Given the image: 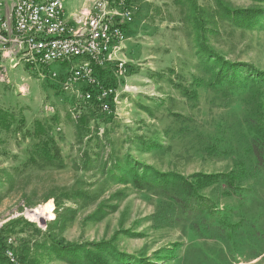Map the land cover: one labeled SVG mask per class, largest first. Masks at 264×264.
<instances>
[{
    "label": "rangeland",
    "instance_id": "374dc122",
    "mask_svg": "<svg viewBox=\"0 0 264 264\" xmlns=\"http://www.w3.org/2000/svg\"><path fill=\"white\" fill-rule=\"evenodd\" d=\"M83 1L67 0L66 15ZM128 1L112 115L82 111L79 92L24 66L0 68L8 256L87 264L83 251L93 250L106 264H264V169L254 168L245 119L264 99V0ZM36 123L59 147L61 168L27 162ZM134 176L151 186L135 187ZM195 176L215 183L199 188ZM228 176L238 181L232 190ZM183 179L199 204L156 227L152 215L173 208L159 184Z\"/></svg>",
    "mask_w": 264,
    "mask_h": 264
},
{
    "label": "built area",
    "instance_id": "2783aa9c",
    "mask_svg": "<svg viewBox=\"0 0 264 264\" xmlns=\"http://www.w3.org/2000/svg\"><path fill=\"white\" fill-rule=\"evenodd\" d=\"M66 1L0 0V68L24 66L60 92H79V101L95 98L103 113H112L117 89L100 82L94 67L113 66L115 79L125 72V62L116 56L133 20L129 1L84 0L88 6L83 3L68 16ZM56 62L67 69H52Z\"/></svg>",
    "mask_w": 264,
    "mask_h": 264
},
{
    "label": "trees",
    "instance_id": "16d2710c",
    "mask_svg": "<svg viewBox=\"0 0 264 264\" xmlns=\"http://www.w3.org/2000/svg\"><path fill=\"white\" fill-rule=\"evenodd\" d=\"M112 67L113 66L111 65L106 68L94 67V70L95 75L100 82L105 85L115 87V85H113L115 82V77L111 72ZM55 87H58V85H55ZM85 89L88 88H84L83 90ZM79 105L82 111L86 110L92 111L94 113L100 112L105 115H112L115 110V107L112 106V113H103L100 109L99 102L95 98L88 102L83 100L79 101ZM261 107L262 114L259 112L254 114L252 112L253 114L246 116L245 118L248 125L247 127L252 133L248 143L250 152L255 160V169H264V99ZM259 122L262 123L259 124ZM37 124L38 123H36L33 137L35 142L32 145L33 148L30 150V156L27 162L33 165L40 164L43 166L61 168L64 164L60 157L59 147L57 146L55 140L49 135L45 126L43 125L37 130ZM0 127L2 129H8V124L5 120L4 114H0ZM195 177L197 179V176ZM226 178L229 180V184L227 186L230 187V190L234 189V183L238 181L233 179V177L228 176ZM196 181L197 184H200L199 188H203L215 183L210 177H202ZM133 184L135 187L139 188L151 186L150 182L143 181L139 176L133 177ZM195 187L196 186L192 183H189L187 179L180 181L163 180L159 184L158 189H160V192L162 191L169 197V199L172 201L173 208L155 212L152 215V222L155 224V226H172L175 223L180 222L183 216L190 212V210L193 208V205L199 204L194 202L196 197ZM6 234L7 232L5 230L0 231V264H15V262H13L8 256V251L12 250L13 243H8ZM55 245L59 250L68 252L73 251L74 246L71 244H63L62 242H55ZM99 254H101V251H83V255L87 261V264H106L101 260Z\"/></svg>",
    "mask_w": 264,
    "mask_h": 264
},
{
    "label": "water",
    "instance_id": "95a60500",
    "mask_svg": "<svg viewBox=\"0 0 264 264\" xmlns=\"http://www.w3.org/2000/svg\"><path fill=\"white\" fill-rule=\"evenodd\" d=\"M31 214H34V211H30ZM34 217H37V214H34Z\"/></svg>",
    "mask_w": 264,
    "mask_h": 264
}]
</instances>
